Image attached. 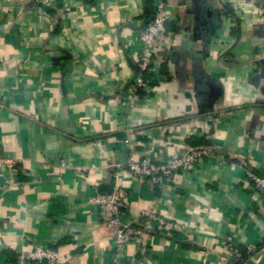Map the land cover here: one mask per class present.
<instances>
[{
  "label": "crops",
  "instance_id": "obj_1",
  "mask_svg": "<svg viewBox=\"0 0 264 264\" xmlns=\"http://www.w3.org/2000/svg\"><path fill=\"white\" fill-rule=\"evenodd\" d=\"M155 1L0 0V264L36 245L66 264H220L227 240L261 245L244 264H264V196L229 160L264 175V0H168V40L133 94ZM206 139L218 154L164 188L127 169ZM97 193H117L125 220L150 210L182 228L117 251Z\"/></svg>",
  "mask_w": 264,
  "mask_h": 264
},
{
  "label": "built area",
  "instance_id": "obj_2",
  "mask_svg": "<svg viewBox=\"0 0 264 264\" xmlns=\"http://www.w3.org/2000/svg\"><path fill=\"white\" fill-rule=\"evenodd\" d=\"M34 1L45 10L55 9L58 3V0ZM220 1L232 9L241 6L240 0ZM169 7L168 0H156L152 18L139 31L137 74L130 86L133 94L137 89L145 88L144 74L153 70L155 66L156 48L168 40L166 22L170 19ZM62 11H69V6L64 3ZM208 120L213 127L216 125L215 117L209 115ZM216 153L217 151L211 147H194L188 149L184 154L172 156L165 162L154 161L149 157L133 158L129 161L127 169L133 177L141 182L160 189L171 183L177 176L194 170L199 163ZM220 157L223 161L225 160V156L221 155ZM248 163L246 162L248 167L246 168V177L252 186L254 195L264 196V175L249 168ZM62 166H65V162H62ZM3 186L0 184V188ZM120 200L117 193H97L89 200L90 204L99 207L102 225L117 251L122 250L132 241L141 244L147 236V228H162L165 234L178 232L182 228L179 223L150 210H142L137 220H125L119 210ZM261 248V245L248 246L241 250L227 240L225 243L226 256L220 259V264H244L247 259L262 250ZM66 260L55 248L36 245L30 251H19L15 264H66Z\"/></svg>",
  "mask_w": 264,
  "mask_h": 264
},
{
  "label": "trees",
  "instance_id": "obj_3",
  "mask_svg": "<svg viewBox=\"0 0 264 264\" xmlns=\"http://www.w3.org/2000/svg\"><path fill=\"white\" fill-rule=\"evenodd\" d=\"M145 75V74H144ZM145 77V76H144ZM192 147H211V148H213L214 149V147H213V145H212V142H211V140L209 139H206V140H204V141H202V142H200V143H198V144H195V145H193ZM225 157H227V158H229L230 156L229 155H224ZM232 158V159H231ZM231 158H229V160H231V161H237V162H240V164L241 165H244L245 166V168H248L246 165V162L245 161H240L238 158H235V157H231ZM238 264V263H237Z\"/></svg>",
  "mask_w": 264,
  "mask_h": 264
}]
</instances>
